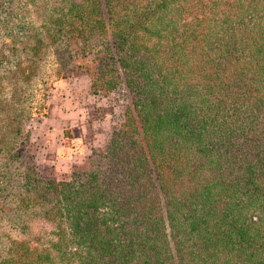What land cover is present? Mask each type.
Instances as JSON below:
<instances>
[{"label": "trees", "instance_id": "16d2710c", "mask_svg": "<svg viewBox=\"0 0 264 264\" xmlns=\"http://www.w3.org/2000/svg\"><path fill=\"white\" fill-rule=\"evenodd\" d=\"M1 13L0 264H264V0ZM68 75L121 89L122 120L103 166L47 180L25 125Z\"/></svg>", "mask_w": 264, "mask_h": 264}, {"label": "rangeland", "instance_id": "374dc122", "mask_svg": "<svg viewBox=\"0 0 264 264\" xmlns=\"http://www.w3.org/2000/svg\"><path fill=\"white\" fill-rule=\"evenodd\" d=\"M2 17L3 15L1 13L0 19ZM2 41H4V35L0 31V42ZM77 80L87 81L89 85L87 91L88 96H85V98L82 97L83 100L80 102L83 106L81 113L85 114L83 120L86 123L84 132L83 134H79L78 131L74 130L75 134L73 135L71 130L62 129L58 133L54 132V142L52 138L48 140L50 136L48 133H51L50 129L52 126L45 125V129H43V127L37 126V122H40L44 117L48 116L49 105L53 95L54 97L55 94L58 96L62 95V93H60L63 91L62 88H56V86L59 83L63 86H68ZM44 101L46 105L45 115L33 117L25 125L30 135L28 140L29 150L33 155V163L37 174L41 178L47 180L70 181L69 175L74 170L81 171L80 169H85L87 167L93 170L96 169L98 165L103 166L105 164L104 158L97 154H100L105 149L109 137L112 132L118 128L122 120L121 106L125 101L123 91L116 88L106 95L93 93L88 78L85 79L79 78V76L68 75L52 83ZM41 124H43V122ZM41 131H43L42 134L46 137V140H43V142L39 141ZM35 137H37V139H35ZM62 142L64 148L60 151V156L56 158L54 149ZM71 148H74L80 153V156L75 157L69 163L66 157ZM98 158H100V160H98ZM85 179L86 177L83 178V181H85ZM79 180L80 179L76 181Z\"/></svg>", "mask_w": 264, "mask_h": 264}, {"label": "crops", "instance_id": "0c3cea01", "mask_svg": "<svg viewBox=\"0 0 264 264\" xmlns=\"http://www.w3.org/2000/svg\"><path fill=\"white\" fill-rule=\"evenodd\" d=\"M56 88H62L63 91L60 92L62 95L58 96L55 94V97L53 95L49 105L48 116L44 117V119H42L40 122H37V126H41L43 129H45V125L52 126L50 129L51 133H48L50 134L48 140L51 138L53 139L54 132L58 133L62 129L71 130L73 135L75 134L74 130L78 131L79 134H83L86 123L83 121L85 114L81 113L83 106L80 102L83 100L82 97L85 98V96H88L87 91L89 85L87 81L77 80L68 86H63L61 83H59ZM42 122L43 124H41ZM43 131L40 132V142L46 140V137L42 134ZM35 139H37V137H35ZM62 148H64L63 142L54 149L56 158L60 156L59 153ZM77 156H80V153H78L74 148H71L69 149L66 159L70 163L72 159Z\"/></svg>", "mask_w": 264, "mask_h": 264}]
</instances>
